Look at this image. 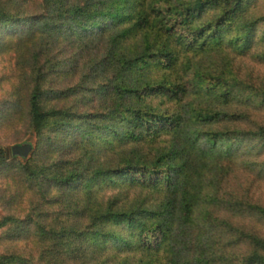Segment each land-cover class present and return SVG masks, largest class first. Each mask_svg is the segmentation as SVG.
<instances>
[{"label":"trees","instance_id":"16d2710c","mask_svg":"<svg viewBox=\"0 0 264 264\" xmlns=\"http://www.w3.org/2000/svg\"><path fill=\"white\" fill-rule=\"evenodd\" d=\"M26 1L0 0V264H264V203L228 187L264 181V81L234 67L264 61L259 1Z\"/></svg>","mask_w":264,"mask_h":264},{"label":"rangeland","instance_id":"374dc122","mask_svg":"<svg viewBox=\"0 0 264 264\" xmlns=\"http://www.w3.org/2000/svg\"><path fill=\"white\" fill-rule=\"evenodd\" d=\"M14 1L20 3L23 0H14ZM258 1H259L258 4L256 3V7H254L255 10H253V7L250 8L253 11L254 15H255V11L259 12V13H261V12L264 13V0H258ZM26 2H28L27 4L25 3L26 6L30 7L31 5L33 6L35 3H38L39 0H30V1L27 0ZM259 35H261V32L258 33V36ZM235 56H236L235 60H234V67L235 68L241 67L243 73H248V74H250V76H253L255 79L258 78L259 80L264 81V61H260L256 57L253 58L249 54H247V55L235 54ZM14 74L18 75V72L16 71L15 60H9L8 61V60L0 58V79H3L4 77L8 78L10 76H13ZM52 78H54V77H52ZM58 83H60L63 86L68 85V82L65 83V81H63V80L58 81ZM12 95L14 96V94L11 90L10 84L1 85L0 86V107H2V104H4V103H7L9 101L12 102L13 101V100H11ZM252 102L254 104H257L256 100H253ZM236 107L239 110H241L240 105H237ZM253 119H255V118H253ZM257 121H259V120H257ZM215 129H219V128H215ZM0 135L15 136L13 131L4 132ZM19 137L22 138L20 141H18L15 144H13V143L9 144V147H8L9 152H10V148L12 146H14L16 144L23 143V142H29L32 144L33 148H36L37 139L31 130L27 131V133L25 131H21V133L19 134ZM0 139H2V138H0ZM244 147H246L248 149H257L258 146H256V145L252 146L251 143H245ZM241 148L245 149L242 146H241ZM19 162L23 163L24 161L19 160ZM254 180H255V176H246L242 180H240V178L237 179V176H234V179H230L228 181V187L235 188L236 190H239V188H241V186H248V183L249 182L251 183V181H252L254 185L251 189V193L255 197H261L262 203H264V181H257V183L255 184ZM245 225L248 227L251 226V224L247 223L246 221H245ZM0 244H1V241H0Z\"/></svg>","mask_w":264,"mask_h":264},{"label":"water","instance_id":"95a60500","mask_svg":"<svg viewBox=\"0 0 264 264\" xmlns=\"http://www.w3.org/2000/svg\"><path fill=\"white\" fill-rule=\"evenodd\" d=\"M33 151L31 143L16 144L10 148L11 155L21 159H27Z\"/></svg>","mask_w":264,"mask_h":264}]
</instances>
